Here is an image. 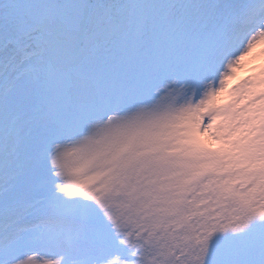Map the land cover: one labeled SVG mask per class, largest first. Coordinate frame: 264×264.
Wrapping results in <instances>:
<instances>
[{"label":"snow or ice","instance_id":"1","mask_svg":"<svg viewBox=\"0 0 264 264\" xmlns=\"http://www.w3.org/2000/svg\"><path fill=\"white\" fill-rule=\"evenodd\" d=\"M0 264H264V0H0Z\"/></svg>","mask_w":264,"mask_h":264}]
</instances>
